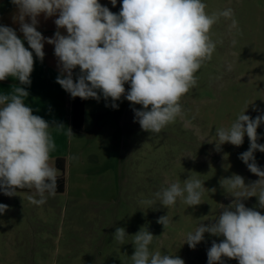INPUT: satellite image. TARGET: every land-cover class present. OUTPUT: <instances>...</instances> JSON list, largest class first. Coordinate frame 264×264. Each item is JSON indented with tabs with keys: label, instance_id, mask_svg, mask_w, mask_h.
I'll return each instance as SVG.
<instances>
[{
	"label": "rangeland",
	"instance_id": "1",
	"mask_svg": "<svg viewBox=\"0 0 264 264\" xmlns=\"http://www.w3.org/2000/svg\"><path fill=\"white\" fill-rule=\"evenodd\" d=\"M202 2L209 15L229 8L233 15L221 16L212 26L209 35L215 51L196 72V85L181 98L182 116L159 133L144 131L133 111L143 110L142 105L122 96L113 108L111 98L105 100L98 91L101 100L90 99L108 112L102 116L104 143L93 148L89 161L83 158L70 166L66 158L67 191L45 192L42 205L29 199H40L35 188L15 190L13 196L0 191V204L8 205L0 214V264H133L134 235L141 228L154 236L150 252L178 256L185 264H208L212 242L224 237L206 232L190 248L187 235L200 224L216 221L234 201L221 186L224 178L238 174L246 185L259 180L239 158L250 147L247 135L240 146L219 145L216 133L229 128L244 111L252 119L264 115V0ZM233 19L235 28L230 27ZM17 86L24 87L9 77L0 81V95L13 94ZM125 90L126 96L130 83ZM91 118L95 122L97 117ZM257 134V143L264 145V123ZM54 153L49 154L52 167ZM254 156L264 170V152L257 150ZM189 178L204 184L201 204L189 206L177 198L174 205L163 206L155 194L173 183L183 188ZM242 203L264 215L257 197ZM166 215L169 223L164 228L157 221ZM118 227L127 233L123 243L114 238ZM222 260L239 264L236 259Z\"/></svg>",
	"mask_w": 264,
	"mask_h": 264
},
{
	"label": "clouds",
	"instance_id": "2",
	"mask_svg": "<svg viewBox=\"0 0 264 264\" xmlns=\"http://www.w3.org/2000/svg\"><path fill=\"white\" fill-rule=\"evenodd\" d=\"M12 3L18 8L20 31L32 51L14 29L0 25V81L14 77L21 85H30L33 52L42 61L46 41L54 45L61 66L56 82L71 97L99 100V91L105 100L111 98V106L117 108L115 101L124 96L133 105L143 106V110L133 109L135 122L142 130L154 133L182 116L181 98L196 85V72L215 51L209 35L212 26L221 16L233 15L230 8L209 15L202 0H122L118 14L99 0ZM111 3L115 6L117 0ZM41 13L46 18L59 13L55 24L58 29H66L68 35L57 31L53 38H45L36 28ZM26 17L31 18V23L25 22ZM236 25L233 19L230 27ZM77 66L80 73L74 81L73 70ZM126 83H130V90L125 96ZM28 95L20 86L11 95H0V191L13 196L17 188H35L40 199H29L42 205L46 203L45 192L55 195L57 190V170L49 164L55 144L49 133L52 126L25 105L22 98ZM262 123L264 115L252 119L244 111L229 128L217 130L219 145L228 142L240 146L247 135L250 147L239 158L259 180L246 185L242 176L234 174L224 178L222 184L220 181L235 197L234 201L224 207L216 221L208 226L200 224L187 235L190 248H195L206 232L224 237L219 243L212 242L207 251L208 264H223L222 257L236 259L239 264H264V215L242 203L257 197L259 208H264V170L254 156L257 150L264 152V145L257 143V128ZM203 187L199 179L189 178L183 188L173 183L155 195L163 206L174 205L177 198L196 206L201 204ZM7 209L8 205L0 204V214ZM157 222L165 228L169 219L161 216ZM126 234L124 228L118 227L114 238L123 243ZM134 236L133 264H185L178 256L150 252L154 238L150 231L141 228Z\"/></svg>",
	"mask_w": 264,
	"mask_h": 264
},
{
	"label": "crops",
	"instance_id": "3",
	"mask_svg": "<svg viewBox=\"0 0 264 264\" xmlns=\"http://www.w3.org/2000/svg\"><path fill=\"white\" fill-rule=\"evenodd\" d=\"M99 2L102 6L108 7L109 10L115 14H118L122 7V0H117L114 8L111 0H99ZM58 16L59 13L46 18L45 14L41 13L37 17V31L45 38H53L57 31H59L61 35L67 36L66 29H58L55 24V20ZM17 17L18 8L12 3V0H0V25L14 29L25 47L32 51L27 41L24 39L23 33L20 31V22ZM25 22L31 23V18L26 17ZM43 51L45 56L42 61L37 58L33 52L34 68L30 76L31 84L24 85L29 95L22 99L25 105L32 109L33 115L40 116L52 126L49 128V133L55 144V149L53 150L55 151L53 154L54 168L57 170V178H64V190L56 193H64L67 191L68 186L66 158L70 160V166H74V164L78 163L77 161H81L83 158L89 161V159L94 156L93 148L97 150L98 145L102 147L104 143L101 139L104 137L102 133L105 132L102 116L108 112L103 108V105L96 100L93 103L89 98L82 99L81 102V98L71 97L70 93L65 91L56 82L57 77L61 75V66L58 57L54 54V45L48 44L45 41ZM79 73L80 69L77 66V68L73 70L74 81ZM9 78L16 83H20L14 77ZM80 108L82 113L81 125L79 117ZM91 117H97L96 121L94 122ZM99 117H101V119H99ZM56 125H63L64 127L58 128ZM68 129L72 131L73 135H69ZM98 137L101 139L100 141L97 140L99 139ZM92 138L94 141L90 142ZM105 148H107V145L104 149Z\"/></svg>",
	"mask_w": 264,
	"mask_h": 264
},
{
	"label": "trees",
	"instance_id": "4",
	"mask_svg": "<svg viewBox=\"0 0 264 264\" xmlns=\"http://www.w3.org/2000/svg\"><path fill=\"white\" fill-rule=\"evenodd\" d=\"M81 102H82V99H81ZM79 117H80V125H81V118H82L81 108H80ZM74 119H75V112H74ZM63 188H64V178L63 177L57 178V190H56V192H62L64 190ZM16 190L26 191V190H28V188L27 187L22 188V189L17 188Z\"/></svg>",
	"mask_w": 264,
	"mask_h": 264
}]
</instances>
